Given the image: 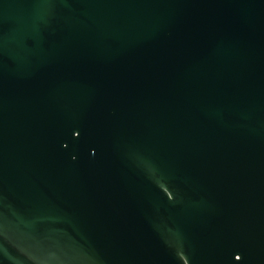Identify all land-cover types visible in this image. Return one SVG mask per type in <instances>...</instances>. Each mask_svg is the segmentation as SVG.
<instances>
[{
    "label": "water",
    "instance_id": "water-1",
    "mask_svg": "<svg viewBox=\"0 0 264 264\" xmlns=\"http://www.w3.org/2000/svg\"><path fill=\"white\" fill-rule=\"evenodd\" d=\"M0 264H264V0H0Z\"/></svg>",
    "mask_w": 264,
    "mask_h": 264
}]
</instances>
